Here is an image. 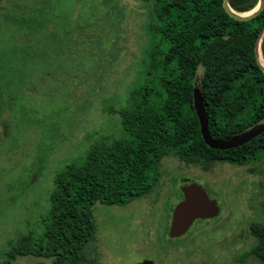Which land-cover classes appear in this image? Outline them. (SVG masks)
<instances>
[{
    "label": "rangeland",
    "instance_id": "374dc122",
    "mask_svg": "<svg viewBox=\"0 0 264 264\" xmlns=\"http://www.w3.org/2000/svg\"><path fill=\"white\" fill-rule=\"evenodd\" d=\"M158 2L0 0V264H45L42 249L17 258L10 245L30 234L44 246L41 218L55 174L122 135L119 111L131 91L152 85ZM159 172L143 196L92 204L94 234L79 264H107L108 250L124 256L120 264L157 250L174 251L176 264H264L249 251L248 225L264 224V159L202 169L168 155ZM188 183L202 186L219 211L172 238L171 211Z\"/></svg>",
    "mask_w": 264,
    "mask_h": 264
},
{
    "label": "trees",
    "instance_id": "16d2710c",
    "mask_svg": "<svg viewBox=\"0 0 264 264\" xmlns=\"http://www.w3.org/2000/svg\"><path fill=\"white\" fill-rule=\"evenodd\" d=\"M256 1L227 0V5L243 13ZM153 26L158 38L147 64L152 85L131 91V104L119 111V138L91 148L80 163L55 174L41 218L44 246L35 247L27 234L17 239L19 254L36 255L42 249L50 264H79L94 234L92 204H124L153 191L163 156L202 169L213 163L239 166L264 159V130L229 149L206 146L191 99L197 85L212 138L264 125V72L254 53L264 27V3L256 15L238 20L221 0H159ZM259 52L264 63V34ZM198 67L201 72L194 81ZM248 225L255 237L249 251L264 260V224Z\"/></svg>",
    "mask_w": 264,
    "mask_h": 264
},
{
    "label": "water",
    "instance_id": "95a60500",
    "mask_svg": "<svg viewBox=\"0 0 264 264\" xmlns=\"http://www.w3.org/2000/svg\"><path fill=\"white\" fill-rule=\"evenodd\" d=\"M264 0H257L252 9L243 13L232 11L227 0H221L222 7L230 16L238 20H247L256 15L262 8ZM264 34V27L260 30L254 46L255 60L264 72V68L257 59V50H259V42ZM195 80V79H194ZM192 107L198 122V129L203 143L211 149H229L239 146L264 130V125H258L247 129L246 131L227 138H212L207 129V117L204 108V102L200 89L197 85L192 87L191 92ZM181 199L171 211L170 224L168 233L170 236H178L184 233L194 219L213 217L218 212L215 200L209 198L202 186L196 183H188L180 186ZM139 264H148L141 262Z\"/></svg>",
    "mask_w": 264,
    "mask_h": 264
},
{
    "label": "flooded vegetation",
    "instance_id": "af4514ba",
    "mask_svg": "<svg viewBox=\"0 0 264 264\" xmlns=\"http://www.w3.org/2000/svg\"><path fill=\"white\" fill-rule=\"evenodd\" d=\"M207 218H210V217H207ZM197 219H199V218H197ZM201 219H206V218H201ZM169 224H170V222H169ZM168 229H169V226H168ZM182 234H180V235H182ZM180 235H178V236H170L169 233H168V236H170L172 238L179 237ZM21 237L22 238H28L27 234L20 235L19 237H17L14 240L13 244L10 245L11 252H9V250L6 251V252H9L8 254L11 257H17V258H21L22 257V258H24L25 255H27V254H19V252L21 251V245L18 243L17 239L18 238H21ZM29 255H32V254H29ZM141 255L142 256L139 257V259H136L135 261H133L130 264H139L141 262H147L148 264H176V261H175L176 255H175V252L174 251L173 252L169 251L167 253L166 251H163V250L162 251L157 250V251H155L152 254H147V255L141 254ZM123 257L124 256H122V254H120L119 251L108 250V254H107V264H120L122 262V260H123ZM40 258L41 259L43 258L45 264H47V262H46L47 256H45V255L42 254V256Z\"/></svg>",
    "mask_w": 264,
    "mask_h": 264
},
{
    "label": "bare ground",
    "instance_id": "6f19581e",
    "mask_svg": "<svg viewBox=\"0 0 264 264\" xmlns=\"http://www.w3.org/2000/svg\"><path fill=\"white\" fill-rule=\"evenodd\" d=\"M257 59H258L260 65L264 68V63L262 62L259 50H257Z\"/></svg>",
    "mask_w": 264,
    "mask_h": 264
}]
</instances>
